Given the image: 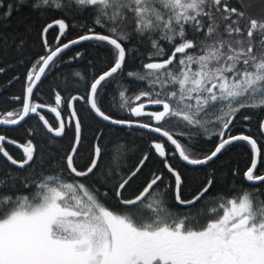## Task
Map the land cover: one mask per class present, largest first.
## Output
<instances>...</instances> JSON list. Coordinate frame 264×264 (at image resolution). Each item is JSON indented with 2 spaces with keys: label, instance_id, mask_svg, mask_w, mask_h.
Returning <instances> with one entry per match:
<instances>
[{
  "label": "snow or ice",
  "instance_id": "6c2138e0",
  "mask_svg": "<svg viewBox=\"0 0 264 264\" xmlns=\"http://www.w3.org/2000/svg\"><path fill=\"white\" fill-rule=\"evenodd\" d=\"M10 47L26 75L0 111V264H264V0H0Z\"/></svg>",
  "mask_w": 264,
  "mask_h": 264
},
{
  "label": "trees",
  "instance_id": "16d2710c",
  "mask_svg": "<svg viewBox=\"0 0 264 264\" xmlns=\"http://www.w3.org/2000/svg\"><path fill=\"white\" fill-rule=\"evenodd\" d=\"M89 22H90V19H89ZM19 24H20V20L16 17H13L11 21V28H9L8 32L6 33V35H8L9 43H11V34H18V33L24 32L23 26L18 27ZM57 34H58V30H57ZM50 38H51V34H50ZM53 44H55V41H53ZM80 50L83 51V49H80ZM143 51L146 54L148 51V48L144 47ZM74 54H75L74 51L72 52L66 51V55L64 57L65 60L70 59V57ZM19 59H20V56L16 52L13 51V48L11 47L8 48L6 54L4 50L0 48V67L6 68V71L4 73H0V111H3L5 107H8L9 110H11V105L13 102L10 100V97L13 95H19L21 93V83L13 79L16 76H19L22 81L26 75V67L17 63ZM9 64H12L15 66L8 67ZM138 67H139V61H137V64L132 66L130 70H136ZM75 71L81 72L85 77H90L94 69L92 68L91 64L87 60L79 64H77L76 62H73L72 66H67L62 63L59 71L55 73V75L59 78L58 82L61 83V86H63L64 77H67L69 81L73 79L72 74ZM9 81H12V83H9ZM72 94H77V93L73 91ZM43 99L47 102L48 96L46 94L43 95ZM51 102L54 103V99ZM118 103H119V96L117 94V104ZM48 117L50 118L51 121H55V119L49 114H48ZM244 123L247 126V122H244ZM163 126L166 127L170 131H178L180 129V125H178L174 121L164 124ZM256 128H257V125L254 122L252 125V134L254 136L258 135ZM8 135L10 137L16 138L19 141L22 139L23 133H22V130L21 131H11L8 133ZM112 140H113V146H115V144L117 143L120 145H126L127 148L130 150V154L132 158H135V156L139 154L137 149L142 147V144L140 143L138 136L130 131L121 132L117 134L116 136L112 137ZM13 150H14V154H17L14 148ZM50 150L53 152L56 151L55 148H52ZM19 154H22V153L19 152ZM227 159L229 163L226 165V170L229 171V175L227 178H223L219 172L217 173L218 183L216 185V191L222 192L225 195L231 196L233 194L232 193L233 179L230 174L231 169H235L239 167L241 170V176H242L243 171L246 170L245 165H246V162H248V155H247V152L245 151H234L229 154ZM215 166L219 167V162ZM248 166H250V164ZM200 175L202 176V174ZM244 185H248L246 181L244 182ZM17 187H19V182H17ZM236 187L237 189L240 187L239 181L236 182Z\"/></svg>",
  "mask_w": 264,
  "mask_h": 264
},
{
  "label": "water",
  "instance_id": "95a60500",
  "mask_svg": "<svg viewBox=\"0 0 264 264\" xmlns=\"http://www.w3.org/2000/svg\"><path fill=\"white\" fill-rule=\"evenodd\" d=\"M57 30H58V29H57ZM66 51H67V50H66ZM151 107H153V106H148V109H150ZM48 114H50L51 116H53V118L55 119V114H53V113H48ZM161 139H164V138H161ZM11 147L15 149V146H11ZM19 152L22 153V149L19 150ZM246 183L248 184L249 182H246Z\"/></svg>",
  "mask_w": 264,
  "mask_h": 264
},
{
  "label": "flooded vegetation",
  "instance_id": "af4514ba",
  "mask_svg": "<svg viewBox=\"0 0 264 264\" xmlns=\"http://www.w3.org/2000/svg\"><path fill=\"white\" fill-rule=\"evenodd\" d=\"M147 119V118H146Z\"/></svg>",
  "mask_w": 264,
  "mask_h": 264
}]
</instances>
